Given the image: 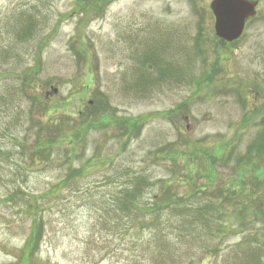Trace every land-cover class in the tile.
<instances>
[{
    "label": "rangeland",
    "instance_id": "374dc122",
    "mask_svg": "<svg viewBox=\"0 0 264 264\" xmlns=\"http://www.w3.org/2000/svg\"><path fill=\"white\" fill-rule=\"evenodd\" d=\"M211 1L0 0V264H264V0L235 43ZM132 176L179 232L110 211Z\"/></svg>",
    "mask_w": 264,
    "mask_h": 264
},
{
    "label": "trees",
    "instance_id": "16d2710c",
    "mask_svg": "<svg viewBox=\"0 0 264 264\" xmlns=\"http://www.w3.org/2000/svg\"><path fill=\"white\" fill-rule=\"evenodd\" d=\"M221 42L225 43L224 41ZM235 42H237V40L234 41L233 43ZM22 82L24 83V80ZM92 118L94 117H91V113H88L87 115L83 116L82 119H85L84 122H87L89 119ZM58 132H59V128L55 124H49V123L43 124L41 122L36 132L37 140L35 142V145L31 150H28V154L31 157H37V156L42 157L43 153L49 156L51 151L54 149V147H56L57 143L54 140V135H57ZM35 147L37 148L34 150ZM250 147L251 148L248 150L249 153L255 152L258 155H264V131L256 137L255 143L252 144ZM76 175L78 176L81 175V172L78 169H73L71 172L68 173L66 179L61 184L66 183L70 176H76ZM128 182L129 183H123L119 188H117L115 192H113V194L110 193L109 195L110 198L109 202L111 203L110 211L121 215L122 218L129 219L135 225L143 221L144 218H142L141 216L142 213L145 211L143 214L144 215L145 213L149 214L150 218H149V222H146L144 224L151 223V225L155 227L153 228L155 231H156V226L158 225L160 226L162 223V216H163L162 214L167 211V213L170 214L168 227H170L172 230L176 232H179L181 230L180 228L183 224L182 222L184 218L186 217L185 213L187 211V208L184 207L186 205L183 203L185 200L184 197L174 195L172 194V192L170 193L169 190H166L165 184L162 183L163 185L160 189L161 192L153 196L152 203L149 206L139 207L137 205L138 203H136L135 200L137 197H135L134 195L136 194L138 195L141 193L140 189L138 188L142 187V185L150 186L151 183L146 181L144 178L143 179L140 178V176H132L129 178ZM14 193H15L13 195V197L15 198L14 200H16L17 198H21V200L24 201L25 198H23V194L20 190L17 193L16 192ZM105 196L106 195H103L102 198H100L99 201L100 208L105 202ZM33 199L35 200V203H37L36 199L35 198ZM32 201L33 200L25 199L24 201L25 208L26 207H28L29 209L36 208L37 204L32 203ZM188 208L190 209L191 207ZM36 218L37 215L34 216L33 220L35 221ZM176 218H180V219L175 220ZM39 228L41 231L42 229L41 223H39Z\"/></svg>",
    "mask_w": 264,
    "mask_h": 264
},
{
    "label": "water",
    "instance_id": "95a60500",
    "mask_svg": "<svg viewBox=\"0 0 264 264\" xmlns=\"http://www.w3.org/2000/svg\"><path fill=\"white\" fill-rule=\"evenodd\" d=\"M256 5L252 0H212L215 35L228 43L239 39L247 20L256 14Z\"/></svg>",
    "mask_w": 264,
    "mask_h": 264
}]
</instances>
